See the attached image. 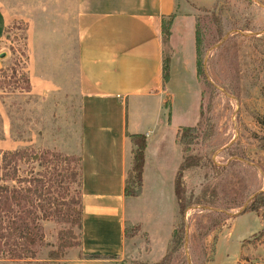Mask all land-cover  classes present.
I'll list each match as a JSON object with an SVG mask.
<instances>
[{"label":"rangeland","instance_id":"rangeland-1","mask_svg":"<svg viewBox=\"0 0 264 264\" xmlns=\"http://www.w3.org/2000/svg\"><path fill=\"white\" fill-rule=\"evenodd\" d=\"M185 1L186 13L177 7L176 14L192 18L200 115L190 144L171 140L180 160L192 155L200 162L184 175L182 215L173 197L162 208L161 227L155 226L149 190L142 205H127L124 249L108 264H153L166 249V264L264 263V0H212L207 7ZM25 26L20 19L11 21L0 39V152L36 156L21 164L22 177L46 175L52 181L66 170L59 186L46 183L51 190L37 203L67 204L75 197L71 176L78 172L79 158L76 31L41 24L38 48L56 60L62 89L34 97L26 94ZM157 30L160 35V21ZM185 108V115H194L191 104ZM36 214L42 241L34 258L0 256V264H53L75 254L77 225L51 212Z\"/></svg>","mask_w":264,"mask_h":264},{"label":"crops","instance_id":"crops-1","mask_svg":"<svg viewBox=\"0 0 264 264\" xmlns=\"http://www.w3.org/2000/svg\"><path fill=\"white\" fill-rule=\"evenodd\" d=\"M188 2L195 7L212 4V0ZM177 7L180 14L188 8L185 0L180 5L176 0H0V39L11 21L26 24V94L30 96L45 97L62 89L56 60L38 48L41 24L76 31L79 244L74 255L53 264H108L121 254L126 207L132 202L140 205L148 190L155 199L149 202L152 219L161 227L162 208L174 197L173 179L181 161L178 145L171 139L177 142V127L194 126L200 108L192 18L177 16ZM171 15V56L162 87L157 25ZM188 104L194 115L183 112ZM185 121L191 125L185 126ZM126 134H141L146 143L140 190L134 198L123 193L134 149Z\"/></svg>","mask_w":264,"mask_h":264},{"label":"trees","instance_id":"trees-1","mask_svg":"<svg viewBox=\"0 0 264 264\" xmlns=\"http://www.w3.org/2000/svg\"><path fill=\"white\" fill-rule=\"evenodd\" d=\"M172 15L160 19V43H161V80L162 87L168 80V62L171 56V48L168 43L170 34V24ZM196 67V65H195ZM197 75V71H196ZM28 88V86H27ZM164 120H169V104L168 100L164 102ZM200 115V109H199ZM196 130V126L180 127L176 133L177 143L179 145H188L194 139L192 134ZM130 143L134 146L131 152V168L126 173L124 179L123 193L124 196H137L140 190L141 173L143 165V155L146 147L144 136L141 134H126ZM186 148H182L185 152ZM56 156V155H51ZM58 157V156H56ZM36 160L35 155L26 153L24 150H15L11 152H0V256L8 260H26L27 258H34V255L41 245L42 233L37 225L38 216L36 211L43 214H56L64 216L65 220L76 224L79 229L81 208V173H80V159L78 158V172L71 176L72 185L76 187L75 197L71 198L69 203H57L55 200L44 201L39 204L37 200H41L44 193H48L51 188L46 185L52 182L55 186H59L63 180V170L60 174H55L52 181L46 179V175L39 179L30 177H22L21 164H26L28 161ZM39 160V159H38ZM200 158L197 156L182 157L173 179V195L177 202L179 214L182 215L183 197L185 193L184 175L189 170L199 165ZM66 169V168H65ZM62 175V177H61ZM77 176V181H76ZM6 181L11 184H6ZM54 186V188H55ZM253 202L250 203V210ZM259 204V202H258ZM264 207V199L260 201ZM54 206V207H53ZM64 207V211L62 209ZM46 214V215H47ZM128 221L123 224L124 239L127 236ZM176 227L173 228L171 235H175ZM133 234V233H132ZM77 245L79 244L77 236ZM65 246L67 243L59 244ZM170 254L166 249L163 255L153 264H166L169 260Z\"/></svg>","mask_w":264,"mask_h":264},{"label":"water","instance_id":"water-1","mask_svg":"<svg viewBox=\"0 0 264 264\" xmlns=\"http://www.w3.org/2000/svg\"><path fill=\"white\" fill-rule=\"evenodd\" d=\"M0 57H3V55L1 54Z\"/></svg>","mask_w":264,"mask_h":264}]
</instances>
